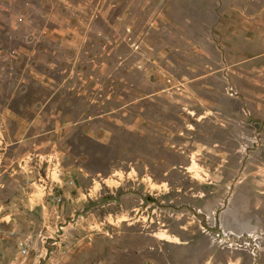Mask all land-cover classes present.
<instances>
[{"label": "rangeland", "instance_id": "374dc122", "mask_svg": "<svg viewBox=\"0 0 264 264\" xmlns=\"http://www.w3.org/2000/svg\"><path fill=\"white\" fill-rule=\"evenodd\" d=\"M218 18L239 35L240 73L222 78L224 111L208 117L199 83L221 63L204 53ZM253 86L264 0H0V264H264V94L248 107L242 93ZM29 151L56 157L62 205L32 194ZM246 175L258 204L224 215ZM247 219L258 229L238 230ZM218 226L254 233L255 254L218 242Z\"/></svg>", "mask_w": 264, "mask_h": 264}, {"label": "crops", "instance_id": "0c3cea01", "mask_svg": "<svg viewBox=\"0 0 264 264\" xmlns=\"http://www.w3.org/2000/svg\"><path fill=\"white\" fill-rule=\"evenodd\" d=\"M224 23L222 20H220V18H218L216 20L215 23V27L212 29V36H208L207 37V42L206 44L207 46V50L204 52L207 55V62L210 61H220V66L217 67V70H211L210 67H207L205 71H203L204 73L201 76V81H200V93H201V101L203 103L204 109L206 110V115L209 117V114H211L213 111H218L221 110L222 112L224 111V106L222 105V96L223 94V87H224V82L222 81V78L227 79V77H232L235 78V74L240 73V70L238 69V64H239V60L237 59L236 55V50L235 48L237 46H235L236 42L239 40L237 36V34H233V35H226V33L224 32ZM242 32L245 33V31L242 29ZM227 38H229L230 40H228ZM244 38V42L246 43V48L249 49L248 51H252L256 45V42L253 43L254 41H252L253 39L250 38V36H246L243 35ZM246 40V41H245ZM248 40V41H247ZM213 45L216 47V50L218 51H223L224 49L226 50H230V52H227V55L230 57V63L226 62V56L220 55V53L218 52L217 54V58L215 57H210L209 53V47H213ZM204 50V49H203ZM257 56V55H256ZM258 57V56H257ZM246 60H248L249 62H251L252 57H245ZM254 59L255 56H253ZM238 60V61H236ZM237 64V65H235ZM251 65V63H250ZM258 70L260 72H262V67H258ZM220 80V81H219ZM245 91H242V93H244L246 96H244V103L246 104V106L249 107V105L251 103H249V101H246L247 99H254L255 101H258L257 99H255L253 97V95H261L264 94V86H261L260 88H255V86H253L252 88H247L244 89ZM249 104V105H248ZM251 106V105H250ZM237 114L239 113L238 111L236 112ZM218 139V138H217ZM207 140H209V137L207 138ZM219 141H221L222 139L219 138ZM222 141H225L222 140ZM222 151L224 152V154H222ZM228 151L221 148V150L217 153L219 155V157L221 158V160H225L226 153ZM223 164V163H220ZM226 172V171H225ZM246 179L245 181L241 182L239 185L236 186L234 193L232 195V205L233 207H227L226 209H224V215L227 214H231L233 215V217H237V219H241L240 216L245 215V210L243 208V206L245 207H251V206H256L258 204L257 202V193L256 191L259 189V185L261 184L259 180H257L254 177H250L249 175L245 176ZM239 206V207H237ZM237 207V208H236ZM240 215V216H239ZM248 220V219H247ZM252 222L250 220H248L246 223H244L240 228H238V230H243V231H247V230H257L258 228L251 224ZM225 224V223H224ZM226 225V224H225ZM227 226V225H226ZM240 259H237V263H239Z\"/></svg>", "mask_w": 264, "mask_h": 264}, {"label": "built area", "instance_id": "2783aa9c", "mask_svg": "<svg viewBox=\"0 0 264 264\" xmlns=\"http://www.w3.org/2000/svg\"><path fill=\"white\" fill-rule=\"evenodd\" d=\"M227 93H229L230 96L236 94L235 91L232 90V87L227 88ZM253 128V134L249 137L252 144L260 140V137H257L259 133L257 134L255 131L256 127L254 126ZM51 158L56 157H52L51 155H48L47 157V155L44 156L42 153H35L33 155L30 151L20 158L23 167L22 170L23 172L25 171V181L29 188H31L32 194L37 192L38 188L40 190L39 192H42V207H46V204L51 197L54 200V203L58 205H62L66 201V198L63 195V184H61L62 179L60 178V171L58 170V161L56 159L51 160ZM65 184L71 186L73 185V181L68 179ZM227 185L229 186L230 184ZM35 186H37V188ZM56 186H58L57 192ZM32 194L29 193L28 200L32 199ZM218 228L219 230L215 232V235L218 237V242H221L222 245L226 244V242L229 243L230 239H232L228 246L233 245L235 248H245L250 254H255L258 245L255 242L256 238L254 233H246L247 237L244 239V233H234L230 230L226 231L219 226ZM248 239L251 240L248 241Z\"/></svg>", "mask_w": 264, "mask_h": 264}]
</instances>
